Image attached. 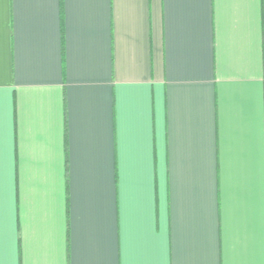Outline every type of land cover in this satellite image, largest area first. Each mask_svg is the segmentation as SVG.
<instances>
[{
  "label": "crops",
  "instance_id": "0c3cea01",
  "mask_svg": "<svg viewBox=\"0 0 264 264\" xmlns=\"http://www.w3.org/2000/svg\"><path fill=\"white\" fill-rule=\"evenodd\" d=\"M262 184L264 0H0V264H262Z\"/></svg>",
  "mask_w": 264,
  "mask_h": 264
},
{
  "label": "clouds",
  "instance_id": "9594fccd",
  "mask_svg": "<svg viewBox=\"0 0 264 264\" xmlns=\"http://www.w3.org/2000/svg\"><path fill=\"white\" fill-rule=\"evenodd\" d=\"M255 119H259V118H255ZM261 190L262 192H264V184L261 185ZM262 206H264V203H262ZM262 264H264V260H262Z\"/></svg>",
  "mask_w": 264,
  "mask_h": 264
}]
</instances>
